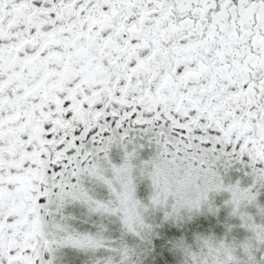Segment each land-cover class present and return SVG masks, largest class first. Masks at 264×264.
<instances>
[{
  "label": "snow or ice",
  "instance_id": "6c2138e0",
  "mask_svg": "<svg viewBox=\"0 0 264 264\" xmlns=\"http://www.w3.org/2000/svg\"><path fill=\"white\" fill-rule=\"evenodd\" d=\"M0 264H264V0H0Z\"/></svg>",
  "mask_w": 264,
  "mask_h": 264
}]
</instances>
